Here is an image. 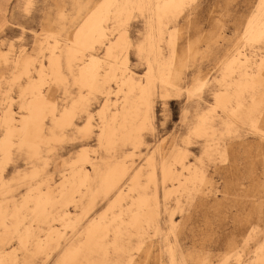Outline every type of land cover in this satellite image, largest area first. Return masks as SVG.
Segmentation results:
<instances>
[{
  "label": "rangeland",
  "instance_id": "374dc122",
  "mask_svg": "<svg viewBox=\"0 0 264 264\" xmlns=\"http://www.w3.org/2000/svg\"><path fill=\"white\" fill-rule=\"evenodd\" d=\"M99 1L0 0V53L8 56L6 61L0 59V113L11 102L15 117L20 116L22 88L37 76L40 65H47L49 50L39 53L41 38L46 34L57 37L63 50ZM259 1L193 0L184 5L179 15L167 20L159 43L161 58L168 61L170 56L171 49L165 39L171 32L176 58L182 59L176 81L179 91L167 99L157 92L154 94L151 125L141 131V139L135 145L127 142L111 148L101 146L96 140L101 107L109 104V115L125 108L118 81L103 84L88 96V90L74 82L77 65L75 72L63 68V83L49 75L44 87L48 100L57 105L58 112L77 105L76 113L73 122L64 127L55 124L50 116L42 137L46 142L42 141L37 150L14 147L7 160L0 154V254L17 246L12 238L22 234L33 222L27 250L18 251L19 264H60L63 254L85 242L90 224L103 214L106 218L116 215L118 208H113V213L109 209L114 196L97 194L95 187L92 192L82 190L80 194L66 197L58 191L64 175L72 172L71 161L86 147L91 156H98L97 163L102 168L126 161L129 171L123 184L125 189L137 174L134 183L139 193L145 189L148 193L157 192V211L149 229L139 234L125 229L116 248L109 243L115 229V224H111L110 236L101 242L102 249L92 255L93 264H264V138L260 135L264 131V37L257 42H245L243 38L246 23L257 13ZM146 19V13L133 11L119 27L113 19L106 23L111 32L109 40H114L118 31L126 28L130 41L129 65L137 73L145 70L136 49L146 42ZM103 48L101 44L94 52L102 56ZM237 51L247 56L252 67L250 72L256 79L246 89L238 86L244 68L231 73V78L225 68ZM18 55L23 59L35 58L29 78H14L19 72L13 64ZM46 70L51 73L49 67ZM198 80L204 82L199 95L187 100L185 89ZM222 91L228 95V103L225 108L215 106L214 114L209 113L215 94ZM81 96L88 100H82ZM230 111L232 119L228 115ZM205 114L213 115L214 124L210 128L205 125L204 133L197 135L193 129L201 124ZM89 119L92 125L86 131L84 125ZM2 134L0 123V138ZM50 135L57 139H49ZM161 153L166 154L170 171L165 181L160 178L154 186L147 182L148 160L151 156L158 160ZM179 158L183 162L172 164ZM31 172L37 175L33 177ZM35 188L51 192V210L46 217L37 218L29 203L18 214L19 221L13 216L14 211L30 190L35 194ZM136 195L135 192L121 204V209L129 215L135 210L130 202ZM67 211L70 223L76 224V228L63 227L62 218Z\"/></svg>",
  "mask_w": 264,
  "mask_h": 264
},
{
  "label": "bare ground",
  "instance_id": "6f19581e",
  "mask_svg": "<svg viewBox=\"0 0 264 264\" xmlns=\"http://www.w3.org/2000/svg\"><path fill=\"white\" fill-rule=\"evenodd\" d=\"M190 1L193 0H100L75 29L72 38L64 45L63 50H61L58 45L57 37H53L51 34L44 35L40 41L41 50H39L41 52L39 53H43L44 49L49 50L47 65H40L37 70V76L28 80L27 85L22 88L21 101L19 103V109L22 111L20 116L18 118L15 117L10 106L11 102L7 105L6 109L0 113V123L3 125V134L0 138L1 157H4L5 160L9 159L11 150L14 147L26 146L30 149L37 150L40 143L43 141L42 137L45 131V122L50 116L53 118V122L61 127L69 126L73 122L77 105H70L64 108L62 112H58L57 105L46 97L44 87L48 82L49 75L63 83V68L65 67L68 70H73L75 65H77L78 69L74 77V82L81 89H87L88 96L96 92L99 86L115 81L119 82V93L123 92V97L121 99L122 105H125L123 111L119 112L118 110L112 115H109V104H104L100 109L99 119L101 125L96 139L98 144L111 148H115L117 145H124L127 142L135 145L141 139V131L148 125H151L154 94L157 92L160 97L167 99L172 93L179 91L176 81L179 76V68L182 65V59L179 58L180 60H178L176 58L174 34L170 32L168 38L166 37L165 39L166 45L168 43L171 49L168 61L167 58L164 60L161 58V47L159 43L162 40L164 33L163 28L167 20L179 15L184 5ZM133 11H137L140 14L146 13L147 18L146 42L143 46H138L136 49L140 61L145 66L143 73H137L130 68L128 59L130 41L127 36L126 28L120 29L114 40H109L111 32L109 31V26L106 24L108 20L113 19L116 22V26L119 27L124 24V20L131 17ZM51 37H53L52 42L49 41ZM263 37L264 0H260L257 13L246 23L243 38L245 42H257ZM105 41L107 42L105 43ZM101 44L104 46V53L102 56L94 52L96 47ZM191 50L192 47L189 46L188 51ZM6 55L7 54L0 53V59L3 58L4 61H6L8 57H6ZM34 60L35 58L23 59L18 55L13 64L15 66L14 68H19V72L14 78H29L31 73L30 66L34 63ZM261 63L262 62H259L258 66H261ZM46 67L50 68L51 73L46 70ZM241 67L244 68V74L238 86L241 89H246L247 85L250 83L252 84L256 79L253 77V73L250 72L252 67L249 65L247 56L243 51H237L226 63L225 68L231 78L232 76L230 74H235ZM234 69L235 71L233 72ZM103 71L104 73H102ZM260 77L258 78L260 79ZM203 85L204 82L198 80L190 87H187L185 89L186 99L192 100L198 96ZM214 98L215 103L210 104L212 107L208 109L209 113H213L215 106L225 108L229 101V97L224 91L215 94ZM81 99L88 100V97L85 98L81 96ZM86 106L88 105L86 104ZM230 112L232 113V111ZM236 112L238 113V111ZM231 113H228V115L232 119L233 113ZM234 114L236 115V113ZM212 116L211 114L202 115L203 120L199 126L193 129V133L197 135L204 133L206 129L204 126L207 124L209 128L212 127L214 124ZM206 119H209V121L206 122ZM85 124L84 129L86 131L91 129L92 123L90 119ZM260 135L264 138V131H261ZM49 139L56 140L57 137L52 136ZM97 157L98 156H91L90 150L86 147H82L70 163V169H72L71 174L68 173L69 175H64V181L60 184L58 191L62 197H66L82 192V190H91L92 187H95V193L97 194H101L107 198L114 196L110 201L109 209L112 211L113 208H118V212L116 215H112L109 218H106V215L103 214L95 222L93 221L94 223L90 224L86 229L85 242L80 246L77 245L70 250L68 249L69 251L61 257L60 264H93L95 262L91 259L92 255L96 251L102 249L100 245L102 244L101 242L110 236L111 224H115V229L113 230V240H110L109 243L119 248L118 239H121L120 237L123 236V231H125V229H133L135 233L139 234L146 230L155 217L157 211V192L148 193L145 191L146 189L143 188L145 190L139 193L136 187L137 184L134 183L137 181V174L132 176V184L125 189L123 184L129 171V165L126 164V161L102 168V165L97 163ZM148 161L150 170L147 174V182L156 186L157 180L161 178V181H165L168 177L170 170L167 166V156L161 153L158 160L151 156ZM180 161V158L175 159L172 164H176ZM187 169H189V167ZM136 172L138 173V170ZM36 175L37 172L32 173L33 177ZM32 191L34 190H30L31 194L29 193L26 197L24 196L25 199H23L22 204L14 211L13 216L15 218L18 219V214H20L29 203L32 204V210L37 218L46 217L53 203L51 192L46 190L43 192L41 189L35 188V194L33 195ZM92 191L94 190H91V192ZM135 192L137 195L135 197L132 196L131 205L128 204L133 206L135 210L131 211L129 215L127 211L121 209V204L127 197H130ZM69 214V211L63 214L62 223L64 228H73L76 225L70 223ZM122 214H126V217H123ZM31 224L30 227L27 225L28 228H26L22 234L12 238L16 241L17 246L10 252L0 254V264H19L18 251L20 249H26L32 238L34 223L32 222ZM4 225H6V223H4ZM54 231L56 233V230ZM50 234L52 235L51 231ZM131 234L132 233H130V235ZM61 235L64 234L62 233L60 236ZM49 238L51 239V237ZM47 241L48 239L42 242L46 243ZM43 243H40L39 246H43ZM170 260L174 262L173 254H170Z\"/></svg>",
  "mask_w": 264,
  "mask_h": 264
}]
</instances>
